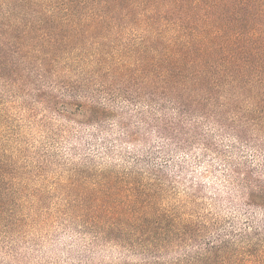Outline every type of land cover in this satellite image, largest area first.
<instances>
[{
    "label": "trees",
    "instance_id": "1",
    "mask_svg": "<svg viewBox=\"0 0 264 264\" xmlns=\"http://www.w3.org/2000/svg\"><path fill=\"white\" fill-rule=\"evenodd\" d=\"M0 86L96 128L91 141L110 147L108 156L116 149L110 121L121 134L114 144L141 147L121 154L128 168L102 169L87 155L56 185L93 211L76 220L98 230L96 240L140 251V264H264L255 218L238 227L188 211L206 186L190 179L180 191L187 162L175 158L199 151L198 164L215 159L229 196L214 200L264 212V0H0ZM2 157L0 226L1 200L26 190L17 175L6 180Z\"/></svg>",
    "mask_w": 264,
    "mask_h": 264
},
{
    "label": "rangeland",
    "instance_id": "2",
    "mask_svg": "<svg viewBox=\"0 0 264 264\" xmlns=\"http://www.w3.org/2000/svg\"><path fill=\"white\" fill-rule=\"evenodd\" d=\"M133 108L122 105L124 112ZM116 108L113 109L115 111ZM112 134L108 140L115 145L113 156H108L110 147H104L102 141L93 144L91 137L97 135L96 128L66 123L57 116L34 105L32 98L21 91L0 86V154L8 174L17 175L26 190L14 200L4 202L0 226V264H140L145 258L127 245H120L110 238L96 240L98 230H83L77 218L92 215L93 211H81L77 205L81 200H65L56 185L67 180L72 168L90 156L102 169L116 165L129 167L121 156L141 150L129 142L120 145L114 141L120 138V130L115 123L109 122ZM154 145L159 142L152 134ZM252 157V151L241 148ZM193 154L178 155L176 160L187 162L184 178L179 176V190L185 191L186 180L203 182L207 195L204 200H190L189 212L222 221L234 220L237 226L244 224L247 217L255 218L264 228V212L250 209L245 212V200H214L218 194L222 198L229 191L222 181L221 163L208 159L206 164H198ZM248 155V156H249ZM258 154L256 155V157ZM258 162H264V155ZM160 163H165L162 159ZM173 163L168 172L178 176ZM213 165L211 176L203 179L207 167ZM203 180V181H202ZM34 190H42L45 200H35ZM179 201V200H177ZM187 201V200H185ZM175 204V200H165ZM4 225V226H3ZM264 240V235L261 236ZM125 246V247H124ZM184 252V251H183ZM173 257V255H171Z\"/></svg>",
    "mask_w": 264,
    "mask_h": 264
}]
</instances>
